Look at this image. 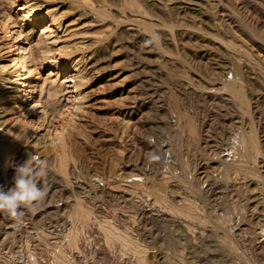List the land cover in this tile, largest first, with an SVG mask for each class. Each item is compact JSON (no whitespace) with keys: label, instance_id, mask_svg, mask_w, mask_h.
<instances>
[{"label":"rangeland","instance_id":"obj_1","mask_svg":"<svg viewBox=\"0 0 264 264\" xmlns=\"http://www.w3.org/2000/svg\"><path fill=\"white\" fill-rule=\"evenodd\" d=\"M1 1L6 13L10 0ZM36 1L67 27L53 51L68 38L97 62L80 116L65 111L48 131L68 159L43 200L69 204L54 210L57 223L0 222V264H264L255 235L264 238V0ZM13 2L10 19L0 17L1 47L25 11ZM153 34L159 41L148 43ZM231 80L245 103L226 89ZM9 112L5 126L15 127ZM43 148L30 154L57 167Z\"/></svg>","mask_w":264,"mask_h":264},{"label":"bare ground","instance_id":"obj_2","mask_svg":"<svg viewBox=\"0 0 264 264\" xmlns=\"http://www.w3.org/2000/svg\"><path fill=\"white\" fill-rule=\"evenodd\" d=\"M31 1L32 0H24L23 10H25V11H18L15 13L16 18H18V20H19V22L17 24H16V22H14V26L17 28L16 29L15 28L10 29L8 27H7V29L5 28V30H6L5 32H7V33L5 34L6 36H5L3 44L2 43L1 44H2V47H6L8 49V56H7L8 65L7 64L5 65L2 62V57H1V50H2L1 48L2 47L0 45V187H2L5 191H7V189L13 187L15 168H16V166H18L19 164L23 163L24 161H26L28 159V156L31 153V151H30L31 147H32V149H35V148L36 149L37 148L42 149L44 147L43 148L44 151H45V149H47L45 152H47L48 150H49V152L53 150L57 159H58L57 163H59V164L57 167H55L54 164L53 165L50 164L51 161H49L48 156L44 157V155H43L42 158H40L38 156L36 157L35 153H33L35 150L34 151L32 150L33 154H31V155H33L39 161H41L42 166H44L48 171L47 177L45 178L44 181H42V183L44 185L48 184L50 181H53L55 178H57L58 174H61V172H63V169H65V166L67 163L66 149H68L67 148L68 146H67L65 140L62 138V136L61 137L58 136L57 138H54V136H53V138H52V136L51 137L48 136L49 135L48 131H49V128L55 122H57V120H59V117L65 111H67V113L68 112L70 113L72 111V116H75V115H77V117L80 116L78 114L81 110H83V107L86 106L85 100H87L86 99L87 96L85 95V92H83V90L86 88V85H87V79L85 76L90 72V70H92L96 66V62H97V61L95 62V60L92 62V61H90L91 59L89 60V58H84V55H81L78 57V55H77L78 52L75 53L76 52L75 49L77 48V47H75L76 43H74L75 45L68 43L70 45L69 46L67 44V41H66L68 38L65 39V41L62 40L63 46H62V49L60 51H57V50H56L57 52L53 51V46H55L56 43L59 42V41H57L58 39H60L59 37L60 36L63 37V35L66 34L65 31H67V27L66 28H64V27L60 28L61 24L57 21V16L54 13V11L48 9L45 12L41 13V11L39 12L38 8H40V7H39V4L37 3V1L36 0H35V2H31ZM1 3H2V1L0 0V4ZM9 4H10V7H8V11H6V13L5 12L0 13V17L2 16L3 19L5 18L4 21H6V22L11 17L9 12L11 11V8L14 4L13 0L12 1L10 0ZM37 16H39V17H37ZM30 17H32V18H30ZM45 18H47L48 22H46V23L43 22L44 25H42L40 28H37V26L34 25V23H36V20L39 19L40 21H43ZM29 19H31L32 21L35 20V22L30 23V22H28ZM20 21H22V22H20ZM7 26H8V24H7ZM51 26L54 27V29L52 31L50 30ZM190 27H191V25H190ZM52 32L53 33L55 32V33L53 34ZM58 34H60V35H58ZM65 37L66 36H64V38ZM75 57H76V61H75ZM97 66H99V65H97ZM69 68H72V69H69ZM95 69H96V67H95ZM100 69H101V67H100ZM15 71H16V73H15ZM236 71H237L236 74L240 73L239 68H237ZM60 72H62V73H60ZM60 74H63V75L60 76ZM9 82L13 83V85L11 86V89L8 92V91H5V85ZM224 82L225 83H223V84L225 85L226 89L232 95H234L236 98H238L241 103L246 102L245 98H244V92L241 91L240 87L238 88V87H236V85H234L235 84L234 80H231V82H229V81H224ZM189 91H191V90H189ZM6 102L9 103V105L7 107L5 106ZM127 108H129V107H127ZM7 111L8 112L11 111V114H12V112L15 114V115L13 114L15 116V119H14V122L16 124V125H14L15 127L7 128L5 126V122L2 118V114L7 112ZM203 115H205V114H203ZM70 117H68V118H70ZM70 121H72V120H70ZM66 124H67L66 130L73 128L72 125H74V124H72L71 122H67ZM70 124H72V125H70ZM39 130L44 131V132L41 133V131H39ZM66 132H68V131H66ZM63 133H62V135H63ZM252 137L253 136L251 134L249 136L250 140L252 139ZM61 139H62V142H61ZM29 143H30L31 147H28ZM46 146H50V147H46ZM45 152H43V154ZM49 152H47V153H49ZM56 157H55V159H56ZM53 160H54V158H53ZM262 162H264V160H262ZM73 170L75 171V169H73ZM60 178H61V176H60ZM59 181H61V182H58V183H62L63 180L59 179ZM66 183L68 184L69 182H66ZM70 184H71V182L69 183V185ZM76 184H78V183H76ZM80 186H82V185L80 184ZM80 186H79V188H80ZM107 186L109 187V185H107ZM60 187H62V186H60ZM66 187H68V186H65V188L64 187L63 188L66 189ZM108 187H106V184H105V186L102 185V186L97 187V190H98V188H99L98 191H104L106 189L110 190L111 187H109V188ZM70 188H74V187H70ZM83 189H86V188L83 187ZM77 190H75V191H77ZM80 190H81V188H80ZM87 190H88V188H87ZM95 190H93L92 193H95ZM70 191L72 192V190H70ZM77 192H79V190ZM111 192H112V190H111ZM109 193H110V191H109ZM96 195H98V193ZM89 197L91 198L92 196H89ZM89 197L87 198L88 203H92V200H90ZM93 197H95V196H93ZM109 197H111V195H109ZM102 199H104V198L102 197ZM81 201H84V200H81ZM99 201H100V199H99ZM119 201H121V200H119ZM73 202H74V200H73ZM78 202H80V201L77 200V202H76V199H75V204H80ZM84 202H87V200ZM106 202H108V201H106ZM38 204H40L42 206V208L39 212L35 211V206L33 208L23 209V211H24L23 221L24 222L32 223V222H35L36 219H38L39 221L41 220V222L43 221V224H45L44 222L49 224L51 222L55 223L56 221H60V218L62 217V215H61V217H57V215H56L58 213L57 211H59V209L61 210V208H64L65 206H67L69 204V202L64 201V200L63 201H57V202H51L50 200L48 201V199H47V201L43 200L42 202H40ZM82 204H84V203H82ZM35 205H37V204H35ZM86 205H87V203H86ZM93 205L96 206L97 202H94L92 204V206ZM54 210H56V214L53 215V213H55ZM185 211H187V210H185ZM55 215H56V217H55ZM143 215H141V216H143ZM252 218L257 219L258 215H253ZM183 219H185V218H183ZM9 221H12V220L3 214H0V222L1 223L2 222L7 223ZM145 221H147V220H145ZM179 223H181V222H179ZM258 224H259V222H258ZM10 225H8V226H10ZM184 225H185V223H184ZM3 232H4V230L2 231V233ZM259 233L260 232L257 231L255 235H257L256 237H257V239H259L257 242L259 244H261L262 242H264V238H261V235ZM262 237H264V236H262ZM229 242H231V241H229ZM252 243H253V241H252ZM204 256H205V254H204ZM262 256H264V255H262ZM140 264H149V262H148V260H146V261H144V263H140Z\"/></svg>","mask_w":264,"mask_h":264},{"label":"clouds","instance_id":"obj_3","mask_svg":"<svg viewBox=\"0 0 264 264\" xmlns=\"http://www.w3.org/2000/svg\"><path fill=\"white\" fill-rule=\"evenodd\" d=\"M153 34L148 43L159 41ZM151 159H158L153 155ZM48 175L42 162L29 154L28 159L15 168L14 185L5 191L0 187V214L10 218L16 225L23 223V209L33 208L47 195V187L42 183Z\"/></svg>","mask_w":264,"mask_h":264}]
</instances>
